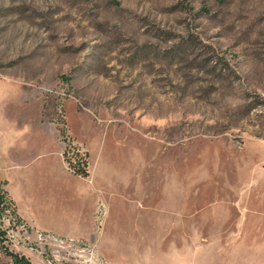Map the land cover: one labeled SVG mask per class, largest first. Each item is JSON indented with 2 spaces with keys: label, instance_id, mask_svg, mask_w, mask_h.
Returning a JSON list of instances; mask_svg holds the SVG:
<instances>
[{
  "label": "rangeland",
  "instance_id": "rangeland-1",
  "mask_svg": "<svg viewBox=\"0 0 264 264\" xmlns=\"http://www.w3.org/2000/svg\"><path fill=\"white\" fill-rule=\"evenodd\" d=\"M60 129L93 174L107 168L96 231L36 233L11 204V250L33 264H264V0H0V145L55 150Z\"/></svg>",
  "mask_w": 264,
  "mask_h": 264
},
{
  "label": "crops",
  "instance_id": "crops-1",
  "mask_svg": "<svg viewBox=\"0 0 264 264\" xmlns=\"http://www.w3.org/2000/svg\"><path fill=\"white\" fill-rule=\"evenodd\" d=\"M52 135L56 149L44 151H36L35 142H29L27 137L24 139L26 135L20 140L2 135L0 153L6 152L4 167L8 173L2 178L1 169L0 179L5 181V189L18 217L32 231L62 238L93 236L98 207L106 203L107 168L103 165L100 173L93 174L92 156L84 144L90 155V175L83 178L73 174L64 161V144L58 135ZM104 144L102 139L96 164L101 160ZM7 149L11 150L8 154ZM52 154L59 161L58 169L53 171L45 162ZM108 171H111L110 166ZM226 225L218 232L213 230V235H223L221 230L224 231ZM238 227H233L232 235H243L242 226L238 224Z\"/></svg>",
  "mask_w": 264,
  "mask_h": 264
},
{
  "label": "trees",
  "instance_id": "trees-1",
  "mask_svg": "<svg viewBox=\"0 0 264 264\" xmlns=\"http://www.w3.org/2000/svg\"><path fill=\"white\" fill-rule=\"evenodd\" d=\"M60 136L61 140L65 144L63 157L68 168L73 174L87 178L90 175L89 153L87 151L83 153L77 152V149L79 148L74 145L73 140L67 135L65 129H60ZM72 149H74V152H72ZM11 204H13V202L9 198L5 189V181L0 179V213L9 209ZM14 212H16V209H14ZM5 242L6 232L0 230V251L6 257L10 258V262H0V264H33L29 257L11 250Z\"/></svg>",
  "mask_w": 264,
  "mask_h": 264
},
{
  "label": "built area",
  "instance_id": "built-area-1",
  "mask_svg": "<svg viewBox=\"0 0 264 264\" xmlns=\"http://www.w3.org/2000/svg\"><path fill=\"white\" fill-rule=\"evenodd\" d=\"M72 150H73L72 152H74V149H72ZM77 152L83 153L81 151V149H77ZM102 209H103V204H100L99 207H98V214H100L102 212ZM39 237H42V234H40Z\"/></svg>",
  "mask_w": 264,
  "mask_h": 264
}]
</instances>
